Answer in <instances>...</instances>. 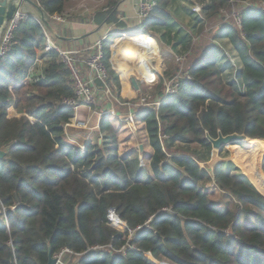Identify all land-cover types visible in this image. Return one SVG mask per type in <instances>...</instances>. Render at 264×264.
Instances as JSON below:
<instances>
[{"label": "trees", "instance_id": "16d2710c", "mask_svg": "<svg viewBox=\"0 0 264 264\" xmlns=\"http://www.w3.org/2000/svg\"><path fill=\"white\" fill-rule=\"evenodd\" d=\"M39 1L48 14L64 15L67 0ZM120 1L108 0L100 22L117 19ZM241 2L264 4H199L208 22L216 23ZM167 5L168 0H157L132 31L135 38L155 27L176 26ZM241 15V27L224 22L209 41L192 49L193 42L177 92L159 109L136 112L153 150L152 174L140 158L120 155L107 113L100 122L103 146L90 143L82 150L66 140L65 124L75 114L64 103L76 97L71 73L59 53L50 51L44 74L30 80L45 34L32 18L19 23L11 50L0 58V149L7 153L0 159V264H47L50 249L53 255L64 249L81 255L96 245L102 249L81 255L79 264H264V194L233 173L228 162L210 169L198 155L169 156L162 141L164 136L168 151L174 142L212 151V139L236 134L243 138L227 145L239 144L250 159L257 157L264 140V7L248 6ZM222 42L233 47L240 63L239 88L224 80ZM113 44L109 38L104 43L112 76ZM212 180L220 200L205 187Z\"/></svg>", "mask_w": 264, "mask_h": 264}, {"label": "rangeland", "instance_id": "374dc122", "mask_svg": "<svg viewBox=\"0 0 264 264\" xmlns=\"http://www.w3.org/2000/svg\"><path fill=\"white\" fill-rule=\"evenodd\" d=\"M105 1L107 3L108 0H104V2ZM87 2L88 0H67L66 8L72 11H67L68 13L65 12L63 16V23L60 24L59 22H54V27L57 28L58 31L61 28L65 29L69 27V25L71 24L69 23L71 21L70 19H74L77 17L79 18V9H86L88 6ZM91 3H93V1ZM101 3L103 2L99 0L98 4ZM197 3H201V0H173L172 2L171 0H168L167 8L171 12L172 20L175 21L176 26H172L171 28V23L169 27H165L163 29L165 33H162L161 37L159 36L160 38L156 35H146L145 37L140 38L147 39L153 42L155 49L159 53V58L153 59L152 61L153 66L150 72L152 76H150V74L147 76H143L139 75V73L137 72H133L129 73L127 80H114L112 79V74L109 70L110 78L107 81L106 88L104 90L99 89L97 92L99 96H102L103 94V103H99V98L96 97V103L91 105L89 108H83L79 112L75 111L72 122H70L71 124L65 125V138L70 144L82 150H85L87 144L90 143L96 145L98 143L100 144L101 142L100 145L103 146V142L106 135L105 133L98 131V129L96 128L98 122L101 121V118L103 116L101 115V113L112 108L117 110L116 112L119 113L123 110L127 111L129 110V107L134 104L135 101L138 102L141 98H147L148 101H151L156 97H161V94L166 93V87H170L171 90H174V93H176L178 89L176 83L184 71V64L186 58L189 56L188 53L190 52V50L196 47L199 42H202V39L204 38H207L209 41L212 34H215V31L219 28V25L221 23L234 22L235 25L239 26L238 21L235 18V13L233 11L234 8H231L230 12L228 10H224L219 15L220 21L216 23L210 21L208 22V14L205 11L197 13L199 17L197 15H193V17L188 16L187 14H191V12L196 14L193 11V7ZM107 4L105 5L103 3L102 7H106ZM252 5L257 7L260 6V4H256V2ZM27 8L31 9L32 6L28 5ZM236 9L240 11L243 10L241 6H236ZM180 32L181 34H179ZM129 34L134 37L135 35H137V33L135 32H129ZM113 41L114 43L116 42V36L109 37V42L112 43ZM193 42L195 43L191 49L190 46H192ZM46 43L47 38L44 37L43 42L41 43L42 45L40 46V48L38 47L40 49L38 56L42 59L45 58L44 60H41V62L38 61L39 63L36 64L38 74H41L43 71H45L51 61V57L49 55H51L52 52H47L44 49V45ZM142 44H144V42H142ZM225 44L226 45L223 46L227 51L226 57L224 61L220 63L223 70L224 80L234 85V87L239 88L237 85L238 82L236 81V70L240 66V63L237 60L238 58L235 56L233 47H231L227 43ZM114 50L115 49L112 46L109 59L110 66L111 68H113V65H116V68L114 69L115 72L118 71L119 73H121L119 64H117L118 62L115 59ZM146 56L147 59L145 61L148 62V59L150 58L151 54H148ZM112 58L114 63L112 62ZM32 72H34V69L31 66L29 69V73ZM119 73L118 75L120 78ZM133 79H135L137 89L133 86ZM32 82H34V80H32ZM160 90L163 91V93H161ZM103 91H107L109 94L106 95ZM116 99H119V102ZM118 107H120V110L118 109ZM10 113L12 115L19 116L13 108L10 109ZM110 117V121L112 122L115 128L117 136L116 145L118 146L120 155L128 156L131 158H140L141 166L146 172L152 174L150 157L153 150L149 143L144 123L138 122L135 126H125L123 123H119L112 115ZM78 121H83V123H79ZM162 141L165 150L168 152L169 156H172L173 154L184 153H188L195 156L198 155L201 158V164L207 166L210 169L214 167L216 162H228L233 173L241 176L245 180V182H247L248 184L256 188L259 192L264 194V172L262 170L264 140L260 141L261 145L258 150V155L255 159H250L249 155L240 148L239 144L226 145L222 149V151L218 150V153L215 154L214 151L216 149L214 148L212 151H208L203 147H199L195 143L184 144L181 142H174L173 146H171V151H168V149L166 148L164 136H162ZM205 187L211 190H215L212 199H222V197H219L221 196V194L219 192V189L215 188L213 180L208 181L205 184ZM122 252L125 253L126 250H122ZM58 255L60 259L59 264H79V261L82 257L81 255L85 254L79 255L69 250H64ZM157 263L173 264L168 260L158 261Z\"/></svg>", "mask_w": 264, "mask_h": 264}, {"label": "built area", "instance_id": "2783aa9c", "mask_svg": "<svg viewBox=\"0 0 264 264\" xmlns=\"http://www.w3.org/2000/svg\"><path fill=\"white\" fill-rule=\"evenodd\" d=\"M36 2L44 9L43 5L41 4L39 0H36ZM252 4L253 2H246V3L241 2V3H238V6H241L242 9H244L248 6H253ZM261 5L264 7V4H261ZM156 7H157V0H141L139 2L137 18L140 21H145L151 15V13L155 10ZM202 9H203L202 5H200L199 3H197L193 7V11L197 13H200L201 11H203ZM233 11L235 13V18L238 21V25L239 27H241L242 11L236 8ZM50 17L57 20L61 24L63 23V15L62 16L61 15H50ZM29 18H31L29 14L23 13L19 10L15 14V16L8 22L7 27L3 33V36L0 42V58L6 55L11 50L12 45H13V34H14L15 28L19 25L21 21L28 20ZM33 19L36 20L38 23H40L36 18H33ZM41 26L43 28L45 37L47 38V43L45 44L44 49L47 52L57 51L59 53L62 61L66 64V67L69 69L71 73V78L73 79L75 83L76 97L65 98L64 103L72 106V108L76 112H79L83 108H89L91 105L96 103V97L99 98L98 100L99 103H103L102 102L103 94L102 96H99L97 92L99 89L104 90L106 88L107 81L110 78L109 69L104 63V56H105L104 43L105 41H107V39L110 36H116L117 41L120 39H128V38L133 39L134 36H131L130 34H128L126 30L119 28L117 30L109 31L106 36L100 38L94 43L85 44V45L83 44L75 45L72 48H66V47H62L58 43L56 38L51 36L49 32L47 31V29H45V27L42 24ZM117 41L113 45L114 49H116V45L118 46L120 44V42H117ZM113 58H112V62L114 63ZM37 61L38 60H36V62ZM113 67L116 68V65H114ZM29 79L30 80L33 79V78H30V73H29ZM98 81L102 82V85H100ZM103 92L106 95L109 94L107 91H103ZM174 92L175 91L174 90L172 91L170 87L169 88L166 87V93L161 95V97H156L151 101H148L147 98H141L138 102L135 101L134 104L131 107H129V110L126 114L118 113L116 112L117 110L112 108L110 110L104 111L103 113H101V115L105 113L111 114L119 123H123L125 126H135L139 122L136 117V112L141 107H155L156 109H159L164 99L169 95H173ZM116 100L119 102V99H116ZM72 119L73 118H71L70 122H72ZM70 122L66 123L65 125H70L71 124ZM78 122L83 123V121H78ZM100 122L101 121H99L96 126L98 131H101ZM152 219L153 217H151L150 220L147 222V227H149V224L152 221ZM138 229L140 228L138 227ZM136 230H132L130 238L133 236ZM101 249L102 248L99 245H96V246H93L90 249V251L84 254H87L93 251L96 252ZM64 250H68V249H64ZM58 254L54 256L57 257L58 264H59L60 259H59Z\"/></svg>", "mask_w": 264, "mask_h": 264}, {"label": "crops", "instance_id": "0c3cea01", "mask_svg": "<svg viewBox=\"0 0 264 264\" xmlns=\"http://www.w3.org/2000/svg\"><path fill=\"white\" fill-rule=\"evenodd\" d=\"M92 1L93 3H91ZM98 1L99 0H88L87 8L81 10L79 9L78 14L80 15V17L70 19L71 21L68 20L70 21L69 23L71 24L69 25V27L65 28L66 30L64 28L59 29L58 32L60 37L56 38V40L62 47L72 48L75 45H82V44L85 45V44L94 43L100 38L106 36L109 31L117 30L119 28L126 30L129 34V32L136 30L135 29L136 27L144 23V21H140L137 18L139 2L141 0H121L120 3L118 4L117 19L112 20L110 22H106V21L100 22L101 15H103V13L108 12V10H106L108 8L107 6L106 7L104 6V8L102 7L103 3L106 5L108 1L106 3V1L104 2V0H100L101 2H103L101 4H98ZM172 1L173 0H171V2ZM207 2L208 0H201L203 6H205ZM67 11L71 12L72 10L65 8L64 14ZM192 13L193 12H191V14L188 13L187 15L193 17L194 14ZM163 29L164 28L155 27L151 29L147 35H156L157 37L159 36L161 37L162 33H165ZM179 34H181V32ZM139 39L140 38L126 39V40L120 39L122 40V42L120 41L122 44H120L119 47L114 50V54H115V59L118 62L117 64H119L121 73L116 71V73L113 74L112 76L114 80H119V79L127 80L129 73H133V72H137L139 73V75H143V76H147L149 74L150 76H152V74L150 73L153 66L152 61L153 59L159 58V53L155 49L153 42L147 39H140V40ZM143 41H145L144 44H142ZM117 42H119V40ZM39 48H37L38 55L40 50ZM134 48L139 50V52H141L140 54H144V56H137V55L132 56V52ZM148 54H151V56L148 59V62H146L145 61L147 59L146 55ZM135 58H138L140 60H137L136 63H133ZM44 59L37 56V60L39 62H41V60ZM38 61L32 66L34 72L30 73L31 78L34 77L38 78L39 76L43 75L45 72L43 71L41 74H38V69L36 68L37 67L36 64L39 63ZM118 73L120 74V78ZM134 87L137 89V86H135V84ZM118 109L120 110V107H118ZM127 111L120 113L126 114Z\"/></svg>", "mask_w": 264, "mask_h": 264}, {"label": "water", "instance_id": "95a60500", "mask_svg": "<svg viewBox=\"0 0 264 264\" xmlns=\"http://www.w3.org/2000/svg\"><path fill=\"white\" fill-rule=\"evenodd\" d=\"M28 5H31L32 8H27ZM19 10L23 13L29 14L32 19L36 18L54 38L60 37L58 29L54 27V22L58 21L51 18L50 14H48V12H46L36 0H0V42L8 22ZM133 83L137 86L135 79H133ZM241 138L243 137L236 134L227 136L220 135L217 139H212L213 148L218 152L222 145H227L230 142L240 140ZM6 154L5 150L0 149V159L4 158ZM47 264H58V259L53 255L51 249L49 250V260Z\"/></svg>", "mask_w": 264, "mask_h": 264}, {"label": "bare ground", "instance_id": "6f19581e", "mask_svg": "<svg viewBox=\"0 0 264 264\" xmlns=\"http://www.w3.org/2000/svg\"><path fill=\"white\" fill-rule=\"evenodd\" d=\"M128 39H132V38H128ZM133 39H136V38L133 37ZM123 40H126V39H123ZM120 41L122 42V40H119V42H120ZM121 42H120V43H121ZM143 42H145V41H143ZM119 45H120V44H119ZM119 45H118L116 48H118ZM143 46H144V45H143ZM140 53H141V52H139V50H137V49L134 48V49H133V52H132V56H134V55H137V56H144V54H140ZM137 60H140V59L135 58L133 63H136ZM214 153L217 154L218 152H217V151H214Z\"/></svg>", "mask_w": 264, "mask_h": 264}, {"label": "clouds", "instance_id": "9594fccd", "mask_svg": "<svg viewBox=\"0 0 264 264\" xmlns=\"http://www.w3.org/2000/svg\"><path fill=\"white\" fill-rule=\"evenodd\" d=\"M116 41H117V39H116Z\"/></svg>", "mask_w": 264, "mask_h": 264}]
</instances>
